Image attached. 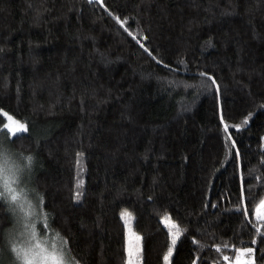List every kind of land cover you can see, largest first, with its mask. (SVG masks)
I'll use <instances>...</instances> for the list:
<instances>
[{"label": "trees", "instance_id": "16d2710c", "mask_svg": "<svg viewBox=\"0 0 264 264\" xmlns=\"http://www.w3.org/2000/svg\"><path fill=\"white\" fill-rule=\"evenodd\" d=\"M103 3L0 0V129L27 123L8 143L49 228L77 264H126L128 211L142 264H165L167 216L171 264H264V0ZM13 224L0 196V264Z\"/></svg>", "mask_w": 264, "mask_h": 264}, {"label": "rangeland", "instance_id": "374dc122", "mask_svg": "<svg viewBox=\"0 0 264 264\" xmlns=\"http://www.w3.org/2000/svg\"><path fill=\"white\" fill-rule=\"evenodd\" d=\"M7 114L14 117L10 113ZM5 117L6 123H9L7 116ZM14 118L17 119L16 117ZM21 122L27 125L26 122ZM11 138L10 134L0 132V165H4L8 169L4 179H8L10 187L20 193V199L16 202L12 201L10 198L11 194L4 187V179H0V191L4 193L3 197L14 217V224L9 232L10 246L30 247L31 244L39 242L48 252H54L62 258L64 264H77L70 257L63 237L49 228L48 214L43 209L39 196L31 189V176L36 167V162L31 160L29 163L28 160L23 159L22 155L11 151L12 147L8 143ZM21 205L32 214L25 215V211L22 210ZM29 205H31L30 208ZM125 212L130 214L128 211ZM123 220L126 227L127 243L130 229L141 236L133 227L134 220L131 214L130 216L123 217ZM32 226H34V236L32 234ZM140 243L142 244V241ZM248 258L251 259L253 257L249 256ZM9 264H23V262L16 260V262ZM48 264H52V261L50 260ZM228 264H235V259Z\"/></svg>", "mask_w": 264, "mask_h": 264}, {"label": "snow or ice", "instance_id": "6c2138e0", "mask_svg": "<svg viewBox=\"0 0 264 264\" xmlns=\"http://www.w3.org/2000/svg\"><path fill=\"white\" fill-rule=\"evenodd\" d=\"M98 2L101 4V6H104L103 0H98ZM116 19L122 26L125 24V21L119 20V17H116ZM202 75H207V74L202 73ZM3 115L7 116L9 123H3V127L2 129H0V132L4 134H10L11 137H17L19 134L26 133L28 131L26 124L8 115L7 113H3ZM243 123L246 125L248 123L247 119H245ZM224 127H225V131H227L228 125L225 124ZM27 160L30 163L32 157L28 156ZM7 171L8 169L4 165H0V179H4L5 173ZM81 184L82 182L78 183L77 188H80ZM4 187L11 194L10 198L12 201L16 202L20 199V193L16 192L14 189L10 187L8 179H4ZM245 191L246 190L244 189L242 182L241 197H240V202L242 206L238 210L241 212V215L245 216V218L248 219V210L243 207V202L245 201V195H244ZM3 195L4 193L0 192V196ZM81 195L82 193L78 191L76 193V199L79 200ZM30 207L31 205H29V208ZM21 208L22 210L25 211V215L32 214L31 212L24 209L23 205H21ZM254 212H255L256 220L258 222H264V200L260 201L259 205L254 209ZM121 216L122 217L130 216V214L127 212H123L121 213ZM162 223H164L168 227V235L171 240V243L167 248V253L164 255L163 260L165 264H171V257L173 256L177 241L181 236V229L179 228L178 225L175 224L174 221L171 220L170 217L167 216L164 217ZM261 226L264 227V223H262ZM32 228H33L32 234L34 236L35 235L34 226H32ZM253 228L254 231H258V232L260 231V229L256 228L255 225H253ZM261 235L262 237H264V233H261ZM141 241H142V237L132 232L130 229L128 243L126 247V252H127L126 264H142L143 247L142 244L140 243ZM64 243H66V241ZM193 243H197V242L193 241ZM250 243L255 244L256 241L253 240ZM10 251L12 254H14L15 259L17 261H22L23 264H48L50 260L52 261V264H64L62 258H60L54 252H48V250L45 249L44 246L39 242L31 244L30 247H19L16 245H12ZM235 252L237 253L235 258V264H255V260H254L255 248L241 247L239 249H235ZM249 256H252L253 258L249 259L248 258ZM224 259L227 260L228 257H224ZM193 264H197V261L195 259L193 260Z\"/></svg>", "mask_w": 264, "mask_h": 264}]
</instances>
